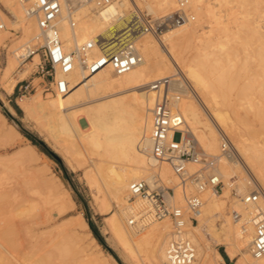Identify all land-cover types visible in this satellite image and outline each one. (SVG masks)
Here are the masks:
<instances>
[{
    "label": "bare ground",
    "instance_id": "bare-ground-1",
    "mask_svg": "<svg viewBox=\"0 0 264 264\" xmlns=\"http://www.w3.org/2000/svg\"><path fill=\"white\" fill-rule=\"evenodd\" d=\"M263 2L264 0H188V11L193 15L194 21L168 28L163 39L156 38L157 35L152 36L153 32L144 23L140 25L131 43H134L142 61L131 71L116 75L111 69L93 71L77 65L68 76L70 88L66 95L44 98L39 93L32 97L23 96L19 100V106L25 115L35 120L50 137L64 146L78 166L87 165L85 176L90 183L96 184L99 192H105V196L109 198L108 210L113 209L112 214L106 218L109 231L130 260H136L143 252L148 264H166V248L174 237L170 220L139 218L144 205L138 199L133 202L130 200L131 183L143 180L152 185L153 176L159 172L167 183L176 186L174 200L185 207V198L177 188L179 180L172 168L166 163L154 166L150 157L149 139L151 110L154 105V93L150 89L152 83L180 76L183 72L179 88L184 98L179 110L188 131L194 135L201 148L206 154L217 158L216 172L224 182L223 193L216 194L210 190L203 193V214L196 225L189 223L186 228L187 236L197 248V260L194 264H224L225 258L217 249L219 245L225 248L226 255L231 260L234 259L235 264H264V258L258 259L252 253L255 228L251 220L254 208L246 205L242 199L254 190L264 194V136L262 133L259 136L250 134L253 120H261L260 124H264V84L255 89L254 84L258 79L253 81L249 76L251 63L254 61L257 65H253L258 66L264 74V8H260ZM0 4L12 16L9 18L0 7V23L6 25V30L0 37V45L10 40L3 79L8 83L9 92L13 93L17 83L29 77L30 70L34 68L32 66L39 64L40 57L34 51V46L36 42L42 45L44 41L36 18L27 15L23 0H0ZM142 5L151 14L163 13L168 16L178 7V0H141ZM132 7L138 8L136 0H122V5L112 6L102 16L94 13L93 1L79 7L73 15L68 8H64L59 29L65 48L72 50L79 44L104 35L113 27L112 17L130 11ZM224 8H228V15L221 14ZM235 9L239 11L233 12ZM255 15H259V18H255ZM72 20L76 22L74 27ZM12 30L21 35L15 37L16 33ZM162 43L167 44V51L162 48ZM112 47L111 45L109 48ZM98 54V50L93 52L95 56ZM32 55L31 62L25 64ZM20 64H25L23 71L17 70ZM252 96L256 99L251 98ZM80 113L84 114L87 129L79 121ZM0 133L8 139L25 138L2 113ZM224 133L231 135L236 142L237 147L232 143L238 152L236 159L222 152L226 136ZM17 154L19 157L23 156L26 162H33L38 152L34 145L29 144ZM25 161L23 159L20 163L27 164ZM10 164L7 165L8 168ZM15 164H19L18 161ZM8 168L6 171L10 172ZM189 168L192 171L197 169L195 165H190ZM49 179H44L42 188L51 209H47L46 214L44 211L37 212L39 215L42 212L41 215L45 214L41 217L44 224L50 223L54 210L65 214L76 205L60 180ZM233 188L241 198L231 204V212L228 214ZM4 193H0V199H3L0 203L6 202L5 198L10 192L6 196ZM26 200L19 201L22 205L18 209L16 207L19 205L15 206L19 215L27 207L23 204ZM5 209L2 210L5 212ZM7 212L1 213L4 214L2 216L5 217ZM134 217H137L138 223L131 225ZM1 220L0 264H28L24 259L22 261L19 254V250H23V244L18 250L14 240L20 234L15 232V228L13 231L17 234L13 237V231L6 228L14 223L11 221L13 218L9 222L5 221L6 226L3 222L5 219ZM71 221L70 230L63 228L61 231L59 228L61 232L58 229L59 234L56 235L55 232L52 237L55 242L51 238L59 253L57 255L56 252V255L63 259L72 255L74 257L77 253L79 258L76 259L75 256L74 264H108L105 256L94 249L99 247L96 239L91 237L94 247L86 241L91 233L83 215L79 212ZM33 223L35 225L37 222L32 221ZM27 224L24 223L23 229ZM26 255L27 253L25 258ZM42 262L30 261V264Z\"/></svg>",
    "mask_w": 264,
    "mask_h": 264
},
{
    "label": "built area",
    "instance_id": "built-area-1",
    "mask_svg": "<svg viewBox=\"0 0 264 264\" xmlns=\"http://www.w3.org/2000/svg\"><path fill=\"white\" fill-rule=\"evenodd\" d=\"M94 2V13L102 16L112 6L122 5V0H23L28 16L37 20L44 44L36 51L40 62L36 73L44 79L45 91L55 95H66L70 88L68 76L79 65L87 70L111 69L114 74L122 75L135 68L142 57L131 43L142 23L154 34L158 35L162 27L171 28L194 21L188 11V0H178L177 10L162 17L153 24L143 20L133 11H124L111 19L112 29L104 35L94 37L72 50H67L61 38L59 22L64 8L71 15L77 13L79 7ZM5 14H11L0 4ZM73 19V18H72ZM126 22V23H125ZM76 22L72 20L74 27ZM6 30L5 23H0V37ZM113 46L111 49L110 46ZM99 51L97 56L94 51ZM180 76L163 78L152 83L150 89L154 93V105L151 110L152 125L150 133V157L155 167L168 164L178 177L177 188L185 198V207L175 202L176 186H168L159 172L153 176L150 185L146 181H135L129 187L130 200L143 202L144 208L139 218L151 217L158 221L170 220L173 224L174 237L166 248V264H194L197 260V248L187 236L189 223L196 224L203 214L205 205L203 193L210 190L216 194L222 193L224 182L217 169V158L206 154L197 139L185 124L179 105L183 93L179 88ZM31 84L21 86L24 92L29 91ZM222 143L224 155L237 158L238 152L230 139L225 136ZM236 154V157L234 155ZM195 165L196 170L189 166ZM193 188L194 190H191ZM243 202L254 208L251 222L255 228L252 244L253 255L264 258V194L254 190L245 195ZM138 223L137 217L131 219V225Z\"/></svg>",
    "mask_w": 264,
    "mask_h": 264
},
{
    "label": "rangeland",
    "instance_id": "rangeland-1",
    "mask_svg": "<svg viewBox=\"0 0 264 264\" xmlns=\"http://www.w3.org/2000/svg\"><path fill=\"white\" fill-rule=\"evenodd\" d=\"M136 3L138 5V8L132 7L131 10L135 9L133 11H137V9H138L137 13L140 12L139 14L142 15L140 17L142 19L144 18L145 22H146V20L152 21L151 23L153 24V22L157 23L159 18L165 17V14H163V13H160L158 15L149 13L146 10V8H144L143 5L141 6V0H136ZM141 7H143V8H141ZM262 7L264 8V2L261 4L260 8H262ZM227 9L228 8H224L223 11L225 12V10H226V12L225 13L223 12L224 14L223 13H221V14L222 15H225V14L228 15L229 13H228ZM176 10H177V7L174 9L173 12H171V14H173ZM237 11H239V10H236V9L233 10V12H237ZM171 14H169V15H171ZM255 18H259V15H255ZM226 19H227V17H226ZM167 30H168L167 27H162L161 31L157 35L158 37H156V38L163 39ZM12 31L14 33H16L15 37H18L21 35L20 32H16L15 30H12ZM153 35L156 36V34H154V33L152 34V36ZM8 44H10V40H7L6 43L0 45V47L3 46L0 50V52H1V54H0V113H2L7 118L8 122L11 125H13L25 138L21 139L18 137H13V139L9 138L10 139L9 140L7 137H3V135H1L2 133H0V193L5 192L4 194L6 196L7 192H10L7 194V196L5 198L6 202L1 201V203H0V214L7 212V210H9L8 211L9 214L7 212V214H5V217L2 216L4 214H1L0 221H2L1 218L5 219V220H3V222H4V225L6 226L7 223H5V221L7 220V222H9L13 218V220H11V221H13L14 223L12 225L9 224L8 226H6V228H10L12 231L16 228L18 231L15 229V232H18V234H20V235L16 236L17 233H15L13 231V237L16 236L14 240L17 243L18 250L23 244V246H22L23 250L22 249L19 250L20 258L22 259L23 262L25 260L26 263H28V264H30V261L36 263L39 260L43 261L42 264L43 263L44 264H74L73 260L76 257H77L76 259L79 258V256H77V253H75L74 257H72L73 255L68 256L67 257L68 259L67 258H63V259L59 258V256H57L59 253L55 249L56 245L54 246L53 242H55V241H53L52 237H54L56 233H57L56 235H58L59 232H61L63 228L70 230L69 223H71L72 222L71 220H74L75 216H77L80 212L83 215V217L86 219L87 222L88 221L92 222L93 227H94V231H95V233H94V231L92 230V228L89 225V227H90L89 232L91 233V235L87 237L86 241H88V243H90L91 246L94 247L95 243H91V237H94L96 239V243L99 245V247H94V249L97 252H101L103 254V256H105L108 264H148V259L145 255V253H143V252L138 255L136 260H130L129 258H127L126 255L124 254L121 246L118 244V241L110 233L106 218L112 214L113 209L108 210L107 203H108L109 198L107 196H105V192H99L96 184L94 182L90 183L89 180L87 179V177L85 176L87 165L78 166L77 163L73 160V157L67 153L64 146H62L56 140H54L52 137H50L45 129H43L40 125H38L35 120H32L31 118L27 117L25 115L24 111L20 108L19 100L23 96L32 97L33 95L39 94V93L44 98H46L47 96L48 97L56 96L55 94H52L51 92L45 91V89H44L45 82H44V79L41 77V75L36 73L37 67L32 66L34 68H32L30 70L29 77H27L25 80L18 82L13 93L9 92L8 83L3 79V76H4L3 70L7 64V46H8ZM40 46H41V43L36 42V44L34 46V51H37L40 48ZM166 46H167L166 43H162V48L164 49V51L168 48V46L167 47ZM32 59H33V55L27 60V62L25 64L31 62ZM252 61H254V59ZM254 63L257 65L256 61L251 63L252 67H251V71L249 73L250 74L249 76L251 77L250 79L253 81H256L258 79L257 83L254 82V83H256V84H254V85H256L255 89H257V87L259 88L260 84H264V74L262 71H260L258 66L253 65ZM25 64H20L17 70L23 71ZM175 72H176V70H175ZM175 72L173 74H175ZM179 72L180 73L182 72L181 69H179ZM182 74H184V73L182 72L180 76H182ZM252 77H253V79H252ZM254 79H256V80H254ZM27 83L31 84V87H33V89L30 88L29 91L24 92L23 90H21V86H25ZM256 91L257 90H255V92ZM259 91H260V89H259ZM263 91H264V88H263ZM251 98L256 99L255 96H252ZM14 106H18L20 110L14 109ZM79 121L82 123V125L84 126L85 129L88 128V124L84 120V114L83 113H80ZM260 121L261 120H253L252 121V123H251L252 128L250 129V134H252V135L258 134V136H259V134L262 133L264 136V124H260L261 123ZM262 123H264V122H262ZM26 134L32 136L35 141L41 143V147L34 145L33 141L31 139H29L26 136ZM225 135L227 137H229L230 141H232V143H235L234 145L237 147L236 142H234L235 140L232 138V136L227 134V133L226 134L224 133V136ZM29 144L34 145L37 152H38V155L34 156V158L36 160H34L33 162L32 161L26 162L25 158L23 156L19 157V155L17 154V152L19 150H21V148H26V147H28ZM44 149L49 151L50 153H52L54 155V157L53 158L49 157L44 152ZM11 155H14V157H12ZM239 155L241 157L240 153H239ZM23 159H24L25 163H27V164H24V162H23L22 163L23 165H22L20 163L21 161H23ZM17 161L19 164H15ZM4 164H5V166H4ZM9 164H10V167L8 168ZM12 165H14V166H13V169L11 170L10 168L12 167ZM16 165H18V166H16ZM16 167H17V169H16ZM4 168H5V170H4ZM7 168L10 169V172H7L8 170L6 171ZM44 179H46V180L47 179H49V180H51V179L55 180L56 179V181L60 180L63 183V187L69 191L71 197L75 200V203H76L74 209L72 211H70L69 213L59 214L56 210H54L53 211V218H52L53 221L50 220V223H48L49 221H46V223H48V224H44V221L41 220V217L43 215H45L48 210L51 209L50 205L45 200L46 192L42 188V186H44L43 185ZM163 180L165 181V183L168 186H172V187L174 186L171 183L170 184L167 183V181L164 178H163ZM36 183L41 185L40 189L38 188L39 185H37ZM15 188H16V191H15ZM234 189L235 188H233V190H231L232 193H231V198L229 201V208L227 209L228 214H230V212H231V204L235 200H237L238 198H241L238 196L236 190H234ZM18 190H19V192H18ZM12 191H14L16 194L13 192L14 193V195H13ZM39 191H41V192H39ZM22 192H24V193H22ZM22 194H24V195H22ZM8 195H12L11 196L12 198ZM5 196H3V198ZM7 197H9V198H7ZM30 198H32V200ZM21 199H23V200L27 199L26 201H28V203L26 201H25V203L23 202V204L27 205V207L25 208L24 212L19 215L17 209L20 207V205H22L21 202H20L21 204L19 203V201H21ZM0 200H3V199H0ZM7 201L12 202V203L9 204ZM29 201H32V202L30 203ZM40 201H42L41 203L43 206H41ZM2 202H4V203H2ZM6 203H8L7 204L8 207H10V205H11L12 208L11 207L8 208ZM3 204H5L6 206L5 205L3 206ZM17 204L19 206H17L16 207L17 209H16L15 206ZM13 205H14V207H13ZM113 205L116 206L115 203H113ZM5 208H8V209H5ZM14 208L16 209V211H14L15 210ZM42 208H44V209L41 210ZM2 209L3 210L5 209V212ZM26 209H28V210H26ZM29 209L32 211H30ZM12 210H13V212H12ZM38 211H44L45 214L41 215L43 213L42 212L40 214L41 215L40 216L38 214L39 213ZM56 212L58 213V215ZM13 214H15V216ZM59 215H61V216H59ZM39 217H40V219H39ZM34 219H39V220L35 221ZM32 221L37 222L36 223L37 225L36 224L34 225V223L32 224ZM30 222H31V225H30ZM39 222H42V223H39ZM24 223H26V224L29 223V224L25 225L26 226L25 229H23ZM38 223H39V226H38ZM14 224H15V227H12V226H14ZM40 224H43V225H40ZM32 225H34V226H32ZM64 225L65 226L67 225V227H63ZM26 228H29V230ZM59 228L61 229V231ZM58 229H59V232H58ZM26 231H28V232L26 233ZM40 235H42V236H40ZM44 235H45V237H44ZM19 237H20V240H19ZM51 238H52L53 242L51 241ZM55 239H56V237H55ZM17 240H19V241H17ZM50 247H52V248H50ZM29 249H30V251H28ZM217 249L219 250L220 253H222V255L227 256L225 253V248L223 246L219 245V246H217ZM43 250H45V253L43 252ZM39 252H42V253H39ZM56 252H57V255H56ZM25 253H27L26 258H25ZM33 254H34V256H33ZM52 254H53V256H52ZM30 255H32V256H30ZM43 255H44V257H43ZM47 255L48 256L51 255L52 257L48 259ZM33 257H35V258L33 259ZM35 259H36V261H35ZM60 259L63 261L60 262L59 261ZM228 259H229L228 261L225 260L224 264H235L234 259L231 260L229 257H228Z\"/></svg>",
    "mask_w": 264,
    "mask_h": 264
},
{
    "label": "trees",
    "instance_id": "trees-1",
    "mask_svg": "<svg viewBox=\"0 0 264 264\" xmlns=\"http://www.w3.org/2000/svg\"><path fill=\"white\" fill-rule=\"evenodd\" d=\"M14 109H16V110H20L18 106H14ZM26 136H27L29 139H31V140L33 141L34 145H37V146H40V147H41V143L35 141V140L33 139L32 136H30V135H28V134H26ZM44 152H45L49 157H52V158L54 157V155H53L52 153H50L49 151H47V150H45V149H44ZM88 223H89L90 227L92 228V230L94 231V227H93L92 222L88 221ZM94 233H95V231H94ZM223 256H224V258H225L226 261L229 260L227 256H225V255H223Z\"/></svg>",
    "mask_w": 264,
    "mask_h": 264
},
{
    "label": "crops",
    "instance_id": "crops-1",
    "mask_svg": "<svg viewBox=\"0 0 264 264\" xmlns=\"http://www.w3.org/2000/svg\"><path fill=\"white\" fill-rule=\"evenodd\" d=\"M14 111V110H13Z\"/></svg>",
    "mask_w": 264,
    "mask_h": 264
}]
</instances>
